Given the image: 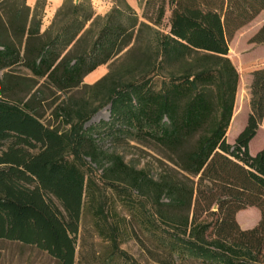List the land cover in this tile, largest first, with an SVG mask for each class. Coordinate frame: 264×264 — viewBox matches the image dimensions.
Here are the masks:
<instances>
[{
  "label": "trees",
  "instance_id": "trees-1",
  "mask_svg": "<svg viewBox=\"0 0 264 264\" xmlns=\"http://www.w3.org/2000/svg\"><path fill=\"white\" fill-rule=\"evenodd\" d=\"M45 3L36 0L33 8L24 3L0 13V240L74 264L89 205L98 233L115 248L106 260H113L115 251L124 254L116 246L119 224L108 222L105 202L92 190L96 182L81 159L86 156L102 169L104 182L144 198L140 223L155 245L157 264H175L174 254L192 260L186 252L200 264H264V148L249 152L264 118V67L251 72L243 129L232 144L226 139L239 79L229 43L264 10V0H146L143 20L126 0H116L103 17L82 10L78 19L80 10L71 6L63 24L52 21L41 31L38 11ZM249 41L264 43V24ZM110 60L119 63V72L111 69L83 86L86 75ZM15 65L64 94L55 116L67 130L42 122L41 89L29 88L22 98L11 95L19 78L7 70ZM135 71L136 82L119 79L118 73ZM157 73L168 79L154 89ZM82 87L100 92L97 105L73 100L72 92ZM107 104L111 118L101 124L104 129L82 133L81 125ZM132 133L168 150L177 168L192 177L190 185L164 172L148 177L98 145L105 135ZM249 207L260 217L242 229L235 215Z\"/></svg>",
  "mask_w": 264,
  "mask_h": 264
},
{
  "label": "rangeland",
  "instance_id": "rangeland-1",
  "mask_svg": "<svg viewBox=\"0 0 264 264\" xmlns=\"http://www.w3.org/2000/svg\"><path fill=\"white\" fill-rule=\"evenodd\" d=\"M116 0H69L63 7L64 0L59 5H55L52 0H46L43 11L39 12L41 17V31H44L54 21L56 25L60 26L63 21L69 16V9L71 6H77L80 10L93 13V16H105L109 13ZM146 0H126L132 10L143 20L142 14L146 13L144 3ZM25 0H0V13L4 14L7 10L14 6L21 7ZM61 9L59 10V8ZM171 2L166 6V12L163 20V29L168 31V19L170 16ZM59 10V11H58ZM57 13V15H56ZM151 14L149 10L148 15ZM56 15V16H55ZM38 17V16H37ZM264 24V11H262L256 18L248 24L241 27L234 35L229 43V58L238 72V87L233 108V119L231 120L232 129L226 139L231 144L246 121L249 112V86L251 79V72L255 69L264 67V43L256 44L250 42V38L256 31ZM89 22L86 23V27ZM119 56V55H118ZM117 56V57H118ZM112 60L105 64L99 65L93 72L89 73L82 79L83 86H91L99 81L111 69L113 72H119L120 67L118 62L111 63ZM17 80L18 86L11 92L12 96L22 98L27 93L29 88L31 92L36 89H41V114L42 122L51 128H57L60 131H65L69 125L63 119L56 118L55 110L65 98L63 93L55 92V89L46 84L45 78L38 79L33 77L26 68L21 65H15L7 70ZM0 72V78L2 77ZM119 79L122 81L139 80V72L135 71L132 74L127 72L118 73ZM166 73H157L152 81V88L158 89L167 81ZM32 86V87H31ZM58 98L56 99V97ZM73 100L88 99L94 101V106L97 105V100H100V92L89 89L80 88L72 92ZM92 105V106H93ZM237 111V115L235 112ZM235 115V117H234ZM110 105L107 104L98 109L91 118L81 125V132L93 127L98 131L104 129L101 124L110 120ZM80 132V131H79ZM136 132V131H134ZM98 145L107 153H116L119 155L125 164L135 170H143L148 177L156 178L159 173L164 174L170 178L177 179L179 182L190 185L189 179L192 177L182 172L171 161L172 156L168 150L158 145L152 139L144 138L139 134L132 133V135H121L116 139L110 136H104ZM264 148V120L258 128L256 136L249 143V152L253 153L258 149ZM82 162L88 172L91 174L96 182V186L92 190L101 200L104 201V213L108 216V222H117L119 224L120 232L116 239V246L124 254L115 251L113 260H106V256L115 250L110 241L100 235L96 225L95 219L91 213L89 205H86L82 220L79 227V234L75 246L74 264H157L154 262L152 253L155 254V245L147 237V233L142 229L140 223V204L144 198L137 193L136 190L128 189L124 186L110 185L102 179L103 171L98 168L86 156H81ZM196 180V179H195ZM166 201V199H165ZM146 204V203H145ZM147 210L153 212V209L146 204ZM216 210V206L212 207ZM257 211L255 208L247 211L253 219H256ZM117 215V216H116ZM141 216V215H140ZM243 216H246L243 215ZM244 218V217H243ZM109 226V225H108ZM147 248V250H146ZM187 258L192 260L180 261L173 255L175 264H200V259L194 260L188 252L185 253ZM155 256V255H154ZM0 264H59L56 260L51 258L47 253L38 250L34 246L24 245L18 242H11L0 240Z\"/></svg>",
  "mask_w": 264,
  "mask_h": 264
},
{
  "label": "crops",
  "instance_id": "crops-1",
  "mask_svg": "<svg viewBox=\"0 0 264 264\" xmlns=\"http://www.w3.org/2000/svg\"><path fill=\"white\" fill-rule=\"evenodd\" d=\"M53 1V3L55 4V5H59V4H61V2L63 1V0H52ZM35 3H36V0H25V4L28 6V7H30V8H33V6L35 5ZM262 11H264V10H262ZM261 11V12H262ZM260 12V13H261ZM259 13V14H260ZM258 14V15H259ZM257 15V16H258ZM256 16V17H257ZM255 17V18H256ZM229 56V55H228ZM250 82H251V79H250ZM238 87V86H237ZM233 116V115H232ZM233 118V117H232ZM247 118V117H246ZM232 120V119H231ZM263 120H264V118H263ZM263 120H262V122H263ZM245 123H246V121H245ZM245 123L243 124V126L239 129V131H238V133L243 129V127H244V125H245ZM230 124H231V121H230ZM230 126V125H229ZM237 133V134H238ZM257 134V133H256ZM227 135V134H226ZM237 136V135H236ZM256 136V135H255ZM228 141V140H227ZM230 143V142H229ZM250 143V142H249ZM261 150V149H260ZM257 151H259V149L257 150ZM257 151H255V152H253V153H251L250 152V154L251 155H254ZM253 208H255V207H249V208H247V209H244V210H240V211H238L237 213H236V215H235V219H236V221H237V223H238V225L242 228V229H248V228H251V227H253L254 225H256V223L258 222V220H259V217H260V214H259V211H258V209H256L257 211H255L256 212V214H257V217H256V219H253L252 218V216H250V214H248L247 213V211H249L250 209H253ZM240 214V215H239ZM246 214V216H243V215H245ZM244 217L245 218V220H246V224L245 225H241V223H240V221H239V218L238 217ZM248 219H250V220H248Z\"/></svg>",
  "mask_w": 264,
  "mask_h": 264
},
{
  "label": "bare ground",
  "instance_id": "bare-ground-1",
  "mask_svg": "<svg viewBox=\"0 0 264 264\" xmlns=\"http://www.w3.org/2000/svg\"><path fill=\"white\" fill-rule=\"evenodd\" d=\"M235 115H237V111L235 112ZM235 115H234V117H235ZM231 129H232V125L230 124V126L228 127V130H227V133H226L227 136L230 134ZM238 218H239V221H240L241 225H245L247 223L246 220H245V218H243L242 216L241 217H238ZM248 220H250V219H248Z\"/></svg>",
  "mask_w": 264,
  "mask_h": 264
}]
</instances>
